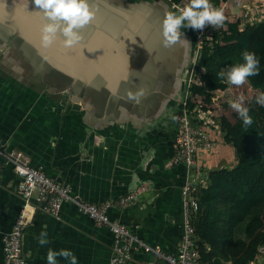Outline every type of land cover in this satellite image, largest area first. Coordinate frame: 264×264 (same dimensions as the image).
Listing matches in <instances>:
<instances>
[{
  "label": "crops",
  "instance_id": "obj_1",
  "mask_svg": "<svg viewBox=\"0 0 264 264\" xmlns=\"http://www.w3.org/2000/svg\"><path fill=\"white\" fill-rule=\"evenodd\" d=\"M3 1L35 15L40 26L45 22L34 0ZM2 5L5 16L10 4ZM89 5L95 15L81 30L80 42L96 30L113 39L123 38L129 58L126 76L111 87L94 70H75L86 76H74L51 65L45 52L39 53L36 70L20 46V52L16 51L12 33L4 36L0 27V150L20 152L29 164L41 167L88 202H111L133 193V202L121 208L110 206L107 215L134 226L136 235L149 245L175 253L184 220L180 189L194 172L183 164L170 163L175 136L167 111L175 103L174 115L182 99L178 97L196 82L192 77L197 61L194 31L183 27L180 44L163 45L161 21L166 12L174 11L164 0H89ZM222 12L234 22L229 9ZM131 18L133 26L127 24ZM71 56L74 65L75 54ZM86 62L95 65L94 57ZM119 63L116 68L121 74L125 64L121 67ZM129 90L145 94L129 101ZM214 151L204 154L208 157L205 163L224 166H210L208 171L235 165L231 144L220 138ZM202 159L199 156L197 163ZM2 160L0 154V256L1 238L11 230L22 205L12 165H3ZM27 212L31 214L30 209ZM41 232H47L49 241L44 246L38 243ZM111 242L107 228L97 226L66 202L59 218L41 212L32 215L23 236V251L28 264H47L50 249L70 250L77 264H109ZM259 248L253 264H264ZM57 260L68 264L61 257ZM148 261L165 264L142 250L132 253L131 264Z\"/></svg>",
  "mask_w": 264,
  "mask_h": 264
},
{
  "label": "trees",
  "instance_id": "obj_2",
  "mask_svg": "<svg viewBox=\"0 0 264 264\" xmlns=\"http://www.w3.org/2000/svg\"><path fill=\"white\" fill-rule=\"evenodd\" d=\"M210 3L219 9V0ZM13 42L20 52L21 39L15 35ZM245 50L259 59L260 71L247 82L259 94L264 92V21L240 29L237 22L225 20L223 26L213 30L212 39L201 45L194 69L199 82L191 84L190 94L210 103L215 91L227 87L226 78L217 74L231 64L243 62L241 53ZM195 104L187 100L189 109ZM258 110L264 116V106L258 104ZM248 113L252 124L247 127L241 119L220 118L222 140L232 145L237 161L229 168L209 170L206 185L196 194L198 208L192 223L201 260L207 264H246L264 245V143L257 118Z\"/></svg>",
  "mask_w": 264,
  "mask_h": 264
},
{
  "label": "built area",
  "instance_id": "obj_3",
  "mask_svg": "<svg viewBox=\"0 0 264 264\" xmlns=\"http://www.w3.org/2000/svg\"><path fill=\"white\" fill-rule=\"evenodd\" d=\"M172 10H177L188 4L189 0H164ZM229 9V14L242 29L246 25L264 21V0H219V10ZM229 21V18L225 17ZM213 28L206 25L202 30L193 29L195 56L198 55L204 41L212 39ZM191 95L189 91L183 96L178 108L173 115L177 128V135L172 143L170 163L183 164L192 169L196 165L198 157L213 148L209 128L212 120H205L203 113L207 110H199L197 104L192 109L187 107L186 98ZM193 96V95H191ZM201 108V107H200ZM197 111L196 118L192 113ZM3 165L11 163L12 171L17 177L16 194L21 199V208L15 217L11 230L1 238L0 264H28L23 251V236L29 225L32 215L41 212L45 215L59 218L60 209L64 203L72 204L77 212L88 217L97 226L107 228L112 235L111 256L109 264H131L132 253L142 250L150 253L154 260H162L165 264H207L201 260L198 248V238L192 223V215L198 208L197 191L206 185V174L200 173L197 178H189L181 185L180 194L183 206V232L178 242L175 253L162 251L158 246H151L140 239L134 232V226L111 219L107 215L110 206L121 208L134 201L135 195L128 193L116 200L103 203H92L77 198L71 193L70 187L54 178L49 177L41 167L29 164L20 152H4L0 150ZM31 210L28 214L27 210ZM264 252V247L259 248ZM144 264H155L154 261ZM246 264H253L250 261Z\"/></svg>",
  "mask_w": 264,
  "mask_h": 264
},
{
  "label": "clouds",
  "instance_id": "obj_4",
  "mask_svg": "<svg viewBox=\"0 0 264 264\" xmlns=\"http://www.w3.org/2000/svg\"><path fill=\"white\" fill-rule=\"evenodd\" d=\"M28 3V2H27ZM34 4L40 9L45 17V22L40 26L39 43L47 48L58 37L65 48H71L82 40L81 30L89 25L95 15L89 5V0H34ZM225 16L223 12L215 8L210 0H189L188 4L175 11H168L161 21L162 43L169 47L181 43V29H203L206 25L213 28L223 26ZM241 63L231 64L224 71L217 74L219 78H226L235 86L243 85L249 77L257 76L259 71V59L250 51H242ZM145 93L127 91L129 101H138ZM256 102L264 106V92L256 98ZM238 114L245 127L252 124V118L248 109L241 103L233 101L230 105ZM38 243L44 246L49 243L47 232H41ZM57 257L68 261V264H77L75 255L67 249L60 251L49 250L47 252V264H58Z\"/></svg>",
  "mask_w": 264,
  "mask_h": 264
},
{
  "label": "rangeland",
  "instance_id": "obj_5",
  "mask_svg": "<svg viewBox=\"0 0 264 264\" xmlns=\"http://www.w3.org/2000/svg\"><path fill=\"white\" fill-rule=\"evenodd\" d=\"M194 51H195V46L193 42V53ZM192 77L194 78V81L199 82L198 77L196 73L194 72V70H193ZM226 83H227V87L225 90H221V91L217 90L213 93L210 103H205L201 100L199 96H191L189 95V93L186 96V98H192L193 101L196 102L197 108L199 110H201L200 106L207 107L208 112L203 113L202 116H204L205 120L211 119L212 120L211 125H214V126H210L209 128L210 138L212 139L213 144H214L213 148L209 152L202 153L201 155L203 156L200 155V157L203 159L200 161V163H196V165L193 166V168L191 169L194 172V178H197L201 172L208 171L207 168H210V166L211 167H217L219 165L224 166L223 163L221 164L215 163L214 165L206 164L205 162L208 157L204 156V154L213 155L215 154V152H217V151H214V148L217 147V143L220 142V138L222 139V136H223V133L221 132L220 126H219V121L222 116H226L230 120L240 119L237 112L230 106L233 101L241 103L243 107L248 109V112H251L255 115V117L257 118V128L260 133V138L262 142L264 143V116L260 114L258 110V103L256 102V99H255L259 95V91L256 89H253L248 84L247 81L239 87L230 84L227 81V79H226ZM179 98H182L183 100V97L180 96L178 97V99ZM176 107L177 106H175V103H174L172 106L169 107L167 111V115L171 117L170 122L172 126L175 124V121L172 116H173V110L176 109ZM199 113L197 111H194L192 113V116L196 118L197 120V116ZM172 130L174 132V136H176L178 132L177 128L173 127ZM235 158H236V155H235Z\"/></svg>",
  "mask_w": 264,
  "mask_h": 264
},
{
  "label": "bare ground",
  "instance_id": "obj_6",
  "mask_svg": "<svg viewBox=\"0 0 264 264\" xmlns=\"http://www.w3.org/2000/svg\"><path fill=\"white\" fill-rule=\"evenodd\" d=\"M10 9L13 10L14 12L16 11L15 15L17 16H14L13 18V24L17 25V20L20 17L18 15H21L22 12L19 10L17 11L15 7H10ZM131 26L133 25L131 24ZM21 30L24 31L28 35V37L30 36L29 38H34L36 40H39V37H40L39 24L32 14L28 15V18L24 22ZM78 43L72 46L71 48H65L61 40L57 38L55 41H53L50 47L54 50H58L59 52L61 51V54H63L62 56H65V58H62L61 56L56 57L55 54L47 53V55L50 56L51 58L53 57L58 62L72 68L73 70H82L83 67H80L78 65V62L87 64L86 60H89V58L93 59L94 57L95 65L93 67L104 70V72L107 70L108 72H112L113 74L118 75L120 70H118L116 66L119 62H120L119 64L121 67H123L122 64H125L124 70L126 71L129 58H128V52L126 51L125 42L123 38L113 39L109 37L108 35L100 32L99 30H96L93 32V34L91 35V37L88 39L87 42H78ZM38 48L41 52L43 53L45 52L40 47ZM112 48H114L112 53L109 55V57H107L108 59L103 64L105 55L107 54L109 50H112ZM114 51H116V53L118 51V54L120 55H116ZM72 52L75 54L76 58L74 60L75 62H77V63H74V65H71ZM79 57L80 59H78ZM108 65L109 67H107ZM108 68H110V70H108ZM125 71L124 72L122 71L121 74H124ZM79 73L80 75L86 76L81 71H79ZM105 77L109 81L110 86H112L116 81V78H114L112 75L106 74Z\"/></svg>",
  "mask_w": 264,
  "mask_h": 264
},
{
  "label": "water",
  "instance_id": "obj_7",
  "mask_svg": "<svg viewBox=\"0 0 264 264\" xmlns=\"http://www.w3.org/2000/svg\"><path fill=\"white\" fill-rule=\"evenodd\" d=\"M3 3L6 4L5 7L10 4L9 5L10 7L11 6L15 7L17 11L19 10V11L22 12L21 15H18L20 17L17 20V25L13 24V18H14V16H17V15H15L16 11L14 12L9 7L8 10H9L10 13H8V14L5 13V16H4L3 11H2V6H3L2 4ZM7 3H9V4H7ZM29 14H31V13H29L28 11H25L22 7H19L18 5L13 4L12 2H5V1L0 2V27L4 31L3 32L4 36H6L10 32V33H12V36L16 35L19 38H21V42H20L19 46L23 50V52L26 55V57L30 59V63L35 67L36 70H38V68H39V60H40L39 59V55H40L39 53L41 52L38 47L43 49L45 51L46 55H47V53L48 54H56L58 56H61L62 58H65V56H62V54H60V52L58 50H54L50 46H48L47 48L41 47V45L39 43V40H36L34 38H29L30 36L28 37V35L24 31L21 30L22 26H23L24 22L27 20ZM33 16L37 20V22L39 24V28H40L39 20L37 19V17L35 15H33ZM129 23L130 24L133 23L132 22V18L130 19V21H128L127 24H129ZM2 25H4V26H2ZM92 34H93V32L91 33V35ZM91 35H90V37H91ZM90 37H88L84 42H87ZM113 49L114 48H112V50H109L107 52V54L104 57L103 64L108 59L107 57H109V55L112 53ZM56 51H58V52H56ZM45 59L47 61H50L51 65H56V66L62 68V70H67L68 72H70V74L72 72H74V74H75L74 76H80V73L78 75V72L76 73L75 70H73L72 68H70V67H68V66H66V65H64V64H62L60 62H58L53 57L51 58L50 56H48V58H45ZM74 63H77V62H74ZM78 65L80 67H83V68H86V69H89V70H94L95 71V75L99 74V75H101L103 77H105L106 74L112 75L114 78H116V81L111 87H114L115 84L121 78H124L126 76L127 72H128V68H126V71H125L124 74L116 75V74H113L112 72H108L107 70L104 72V70H101V69L95 68V67H91L90 65H87V64H84V63H79L78 62ZM50 68H53V67L50 66Z\"/></svg>",
  "mask_w": 264,
  "mask_h": 264
}]
</instances>
